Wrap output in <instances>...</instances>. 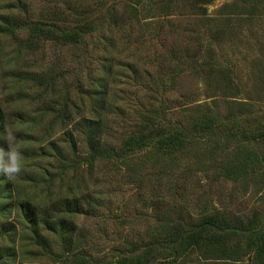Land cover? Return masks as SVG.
Returning a JSON list of instances; mask_svg holds the SVG:
<instances>
[{"label":"rangeland","instance_id":"374dc122","mask_svg":"<svg viewBox=\"0 0 264 264\" xmlns=\"http://www.w3.org/2000/svg\"><path fill=\"white\" fill-rule=\"evenodd\" d=\"M164 1L132 7L128 0H0L1 15L56 27L52 36L31 43L25 42V30L0 36L2 66L30 72L14 79L4 70L0 82L1 95L13 100L8 112L29 120L8 129V152L19 150L22 170L13 176L0 171L3 183L10 182L17 198L44 203L81 194L94 207L69 216L78 226L80 257H48L16 224L14 242L0 234L1 264H122L123 257L137 254L132 243L151 237L161 213L183 211L193 220L214 211L264 214V143L246 142L240 150L236 140L226 139L231 127L247 129L254 114L264 116V0H211L203 10L189 0H172L168 8ZM74 13L107 20L75 44L60 39L59 28H70ZM213 68L215 83L207 76ZM102 86L109 88L102 105L103 145L118 146L143 111L183 122L199 103L219 111L216 139L187 145L175 155L181 162L164 156L157 163L146 150L127 160L103 156L91 164L75 125L98 110ZM230 108L238 114L250 110L227 124L223 117ZM238 160L245 162L246 176L226 179V169ZM16 217L17 212L2 215L0 224L16 223ZM46 239L59 249L58 235ZM10 249L16 254L5 257ZM196 254L186 256L185 264H264V259L251 263L247 254L236 262Z\"/></svg>","mask_w":264,"mask_h":264},{"label":"trees","instance_id":"16d2710c","mask_svg":"<svg viewBox=\"0 0 264 264\" xmlns=\"http://www.w3.org/2000/svg\"><path fill=\"white\" fill-rule=\"evenodd\" d=\"M142 1L145 0H128L132 7L139 5ZM160 1L161 3L165 2L164 0ZM167 1L169 3L166 4V7L168 8L172 0ZM210 2L211 0H189L192 7L201 3L202 10L205 9L204 5ZM113 13V9L108 11V18H111ZM74 14L75 19L72 26L68 27L69 29L66 27L59 28L61 30L60 39H71L75 44L82 42L87 35L97 29H101L107 20V16L98 19L97 17L92 18V15L88 13ZM16 30H25L29 34L25 38V42L31 43L34 37L42 39L52 36L56 27L49 29L37 22H24L0 14V36H12ZM4 70L11 73L7 75V78L26 79L30 74L28 71L5 68L0 62V82L4 78ZM207 76H209L210 81L218 82V75L215 74L214 68L207 71ZM101 88L96 93L98 94L96 99L98 110L94 109L91 117L85 116L75 125L76 134L79 138L81 135L88 146L87 159L91 164L103 156H107L109 159L127 160L136 153L146 150L148 151L146 156H150L149 158L154 159L157 163H160L158 157L162 161L164 156L167 157L168 161L170 159L174 162H181L179 156L176 157L175 155H178L187 145L197 143V140L205 139L213 142L216 139L221 117L219 111L215 108L216 105L199 103L183 122L164 118L158 119L160 116L152 109L147 112L143 111L135 117L133 125L124 134L118 146L108 145L106 142L103 145L102 127L106 117L103 114L102 105L109 88L107 87L106 91L103 86ZM2 90L3 87L0 85V149L8 152V129L13 124H24L23 122L29 120L28 117L16 111L14 114L8 112L6 105L10 106L13 100L4 99L1 95ZM244 105L241 104V106ZM229 110L223 117L227 124H232L235 119H242L244 112L250 109L243 110L244 112H240L241 114L236 113L234 109L230 108ZM253 118L254 124L250 128L231 127V131L228 132L229 135L226 139L233 138L236 140L240 150L246 149L243 145L246 142L261 141L264 143V116L260 117L254 114ZM20 133L23 134V132ZM73 137L72 134L68 135L72 147L75 145ZM246 171L245 162L238 160L236 166L233 163L231 168L226 169L225 178L237 180L246 176ZM5 178V176L0 175V216L17 212L19 218L16 217V223L3 222L0 224V234H8L13 240L11 242H14L16 224H18L21 229L29 231L30 240L34 246H40V249L47 251L48 257L54 256L56 261L69 255L80 257L82 251L79 249L81 245H79L78 226L69 219V216L84 215L94 209L90 202L85 200L87 197L81 194L56 195L44 203H37L28 199L17 198L15 194L11 193L10 182L3 183ZM263 220L264 214L257 216L255 213L251 217H246V215L214 211L201 214L195 220L183 211L161 213L158 223L150 231L151 237L146 241L132 243L131 246L137 254L133 257H123L122 264H185V257L192 253L200 254L204 259H221L234 262L239 261L241 255L247 254L251 263H255L264 259ZM48 234L58 235L61 238L59 249L48 243L46 239ZM13 254L15 255L16 251L10 249L6 252L5 257L10 258ZM1 260L2 258H0ZM96 264L98 263L96 262Z\"/></svg>","mask_w":264,"mask_h":264},{"label":"clouds","instance_id":"9594fccd","mask_svg":"<svg viewBox=\"0 0 264 264\" xmlns=\"http://www.w3.org/2000/svg\"><path fill=\"white\" fill-rule=\"evenodd\" d=\"M5 155L8 157V162H4ZM22 170V158L19 150H11L5 152L0 149V171H3L9 176L17 175Z\"/></svg>","mask_w":264,"mask_h":264}]
</instances>
